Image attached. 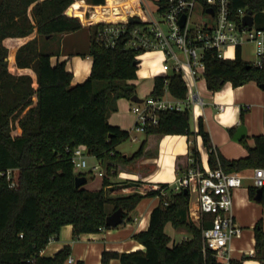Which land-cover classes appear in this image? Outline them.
<instances>
[{"label":"trees","instance_id":"obj_1","mask_svg":"<svg viewBox=\"0 0 264 264\" xmlns=\"http://www.w3.org/2000/svg\"><path fill=\"white\" fill-rule=\"evenodd\" d=\"M105 1L0 0V169L20 168L15 187L0 175V264H65L71 252L69 244L53 255L41 253L58 237L64 224H73L75 236L112 228L106 223L109 213L121 206L124 221L132 219L130 211L147 195H158L160 202L151 211L148 228L134 234L145 249H105L102 264H110L114 257L124 264H218L220 259L212 251L203 250L202 227L189 217L190 191H175L162 182L160 188L145 192L111 193V177L117 173L118 164L132 165L145 152L146 138L132 155L120 152L117 146L131 132L109 121L110 112L118 108L117 99H131L137 93V85L129 80L137 77V55L143 51L125 47L124 40L106 46L96 39L103 22L92 24L91 72L84 81L74 83L66 60L53 62L58 52L41 47L43 35L73 32L106 18L124 19V0ZM230 6L239 20V7L247 12L252 9L254 23L264 28V0H230ZM204 59V77L210 90H220L227 81L234 86L251 80L264 83V61L260 66L245 59L240 47L234 58L220 57L209 49ZM99 80L106 83L97 88ZM166 88L178 98H185L189 90L182 74L175 70L157 75L150 94L162 95ZM190 115L189 107L162 110L159 122L148 126L146 134L191 133ZM230 130L234 132L233 127ZM198 133L208 148L212 167L221 165L227 171L249 174L255 167L264 166V132L254 136V145L244 137L241 141L248 154L234 158L213 146L202 116ZM79 144H85L89 154L104 165L100 188L76 185L77 175L87 176L75 170L71 159L69 148ZM191 154L202 162L199 150L192 146L185 161L178 163L180 169L188 165ZM248 188L254 198L257 187ZM262 188L259 202L264 205ZM206 217L212 216L207 213ZM169 221L190 231L191 236L171 244L172 237L165 230ZM209 223L204 221V225ZM254 230L255 253L232 257L231 264H243L251 256L264 264L263 218L257 220ZM76 264L84 263L79 260Z\"/></svg>","mask_w":264,"mask_h":264},{"label":"crops","instance_id":"obj_2","mask_svg":"<svg viewBox=\"0 0 264 264\" xmlns=\"http://www.w3.org/2000/svg\"><path fill=\"white\" fill-rule=\"evenodd\" d=\"M126 1L124 0V10ZM130 1L133 6V0ZM82 29H90V25L84 24L77 31L60 33V50L58 54L52 57L53 62L66 60L68 69L74 74V83L82 82L89 76L93 63L92 56L89 58L80 56V53L85 50H81L80 37H78L77 32ZM90 42L89 34L88 46L86 44L84 46L88 50ZM246 42L249 43L250 41ZM246 42L239 46L242 56L249 61H254L257 57L256 54L251 59L245 52L244 44ZM152 54H155V56L153 57ZM139 57L137 77L130 79L129 82H134L136 85L140 84L141 94L148 96L154 87L155 77L165 73L161 64L163 53L159 50H148L142 52ZM144 58V67L140 69V64L143 63ZM192 91L195 92L196 98L192 96L193 98L187 99L191 111V133H152L147 135L144 132L143 139H147L144 154L135 160L132 165L119 163L117 173L113 175L115 178L111 177V180L123 181L121 182L123 185L121 188L111 189L113 195L135 190L145 192L162 182L174 183L181 172L178 163L185 161L192 146H196L199 150L203 165L211 166L208 148L204 144L202 135L198 133L200 116L204 118L213 146L229 158L248 154V148L243 144L242 139L235 140L233 138L234 132L241 124L247 126L245 137L250 145L255 144L254 136L256 134L264 132V87L257 81L251 80L238 86H234L232 82L227 81L220 90L213 91L208 88L206 78L203 76L198 78L192 86L189 85L188 94L190 95ZM167 97L173 100L183 99L175 97L171 92L167 94ZM133 102L125 96L119 97L117 99L118 108L110 112L109 121L130 130V132L134 130L136 115L131 108ZM220 104H224V108L221 109ZM231 127L234 128V132H231ZM120 146L121 143L117 146L120 152L129 156L133 154L123 150ZM98 164L100 165L101 162L99 161ZM102 168L104 169V167ZM103 175H100L102 176L100 180L93 183L92 186L90 185V188H100ZM88 184L85 183L87 186ZM255 201L257 200L250 196L247 185L243 184L235 189L233 212L237 222L244 227V230L240 236H236L231 241L232 257L240 258L243 254L255 253L254 225L258 219L263 218L264 220V205L261 203V208L254 203ZM159 202L160 197L158 195L144 196L137 206L130 211L132 219L127 218L126 221L112 228H103L96 232H83L79 236L74 235L72 223L64 224L58 237L51 239L41 253L53 255L66 244H69L71 247L70 255L75 258V263L71 264H76L79 260H82L84 264H102V253L105 249L119 251L145 249V245L137 240L134 234L148 228L151 211ZM167 233L172 237L171 233ZM190 236L191 234H188L187 237ZM173 241H176L174 236L170 243L172 244ZM65 264L70 263L65 261ZM110 264L124 263L119 258L114 257L111 259ZM243 264L263 263L251 256L245 258Z\"/></svg>","mask_w":264,"mask_h":264},{"label":"built area","instance_id":"obj_3","mask_svg":"<svg viewBox=\"0 0 264 264\" xmlns=\"http://www.w3.org/2000/svg\"><path fill=\"white\" fill-rule=\"evenodd\" d=\"M107 1V0H106ZM105 1V2H106ZM103 2V3H105ZM197 4H201L203 15L196 21L192 19ZM154 8L149 0H133V6L128 7L126 17L120 20L101 19L89 25L103 22L96 31V39L106 46H115L124 40L125 47L139 51L159 50L163 53L161 60L165 73L171 70L180 72L189 85L192 86L206 71L205 54L209 49L216 51L218 56L234 58L237 47L246 41L256 44L257 65L264 61V28L243 24L242 18L247 13L245 7H239L236 18L231 10L230 0H157ZM213 11H208V8ZM186 15L181 24L182 15ZM138 18L131 22L130 18ZM141 54H138L139 57ZM166 82L167 79H166ZM169 89L162 95L149 94L142 102H133L132 111L136 115L135 129L146 132L147 127L159 122L160 112L166 109H185L190 106L187 99L196 98L195 92L182 100L167 97ZM193 96V97H192ZM200 98V97H199ZM198 98V100H199ZM202 102V100H200ZM219 107L224 108V104ZM138 139V136H134ZM71 150V159L75 170L87 166L88 148L79 144ZM100 167L99 164L94 168ZM19 167L0 169L10 186L19 183ZM103 175V170H99ZM250 176L254 185L264 187V166H257L251 174L237 171H227L223 166L203 165L192 154L188 165L181 169L179 177L169 184L175 191L188 188L191 192L189 217L202 227L203 250L212 251L218 264H231V241L243 233L233 212L234 191L244 184V178ZM155 185L152 188H160ZM167 194V190L162 188ZM211 214L207 218L206 214ZM204 221H210L204 225ZM188 238L184 236L183 239ZM75 263L71 255L66 259Z\"/></svg>","mask_w":264,"mask_h":264},{"label":"rangeland","instance_id":"obj_4","mask_svg":"<svg viewBox=\"0 0 264 264\" xmlns=\"http://www.w3.org/2000/svg\"><path fill=\"white\" fill-rule=\"evenodd\" d=\"M149 1L151 2L152 6L154 8L157 7V5H156V1L157 0H149ZM128 7H132V4H131V1L130 0H127L126 1L125 11H127V8ZM203 13L204 12H203L202 5L201 4H197L196 5V8H195V10L193 12L192 19L194 21L198 20L203 15ZM73 15H75V14H73ZM254 24L257 27L256 22ZM91 33H92V30L91 29H84V30L82 29L79 32H77L78 37H80L79 38V43H80V46H81V50H85V51H83V53H80L81 54L80 56H84V57H87V58H89L91 56L89 54V50L86 49L87 47H84L86 45L88 46V43H89V34L91 36ZM60 35H61L60 33H55V34H53L50 37H47V35L41 36V47H42V49L43 50H54V51H57L58 52L60 50ZM246 44H244L245 52H246L247 56L252 59V58H254V56L256 54L255 53L256 44H255V42H252V41L249 42V43L246 42ZM152 55H153V57L155 56V54H152ZM138 58H140V57H138ZM144 63H145V58L143 60V63L140 64V66H141L140 69H142L144 67ZM105 83L106 82L104 80H99L96 83V87L98 88L100 86H103ZM137 94H139L141 97H144V98L147 97V96H144V95L141 94L140 84L137 85ZM191 121L193 122V119L192 118H191ZM131 132H132L131 133V136L128 139H126L125 141H123L121 143V146L120 147L123 150H126L127 152H129V153L132 154V153H134V151H136L139 148V146H140V144L142 142L143 136H144V132L137 131L136 129L132 130ZM135 135H138V139H134V136ZM87 162H88V164H87L86 167L81 168V169H78L77 171H83V172H86L87 173V177H88L87 183H89V184H88V186L87 185H85V186L90 188V185L92 186L93 183H95V182L97 183L100 180V178L102 177L99 174V170L100 169L104 170L102 168L104 165L101 163L100 164V167L94 168V165L98 164L99 161H98V159L94 155H91V154H88V156H87ZM246 173H249V170H247ZM249 174H251V173H249ZM112 177L115 178V176H112ZM121 182H123V181H116V180H113L112 179L111 180V184H110V186H111L110 188L111 189H113V188L114 189L121 188L123 186L121 184ZM244 185H247V186L254 185L253 178L250 177V176L245 177L244 178ZM115 193H121V192H115ZM192 196H194V195H192ZM254 203L256 205H258L259 207L262 208V205H261L260 202L255 201ZM245 210H247V209H245ZM243 229H244V227H243ZM166 231L169 232V233H171L172 234V238L174 236L176 238V241H180V240H182L184 238V236H188V234L189 235L191 234V232L188 231L185 228H177L176 229L174 227V225L172 224V222H170V221L166 225Z\"/></svg>","mask_w":264,"mask_h":264},{"label":"water","instance_id":"obj_5","mask_svg":"<svg viewBox=\"0 0 264 264\" xmlns=\"http://www.w3.org/2000/svg\"><path fill=\"white\" fill-rule=\"evenodd\" d=\"M208 11H213V8L209 7ZM67 13H69L68 9L66 11ZM71 14V13H69ZM186 19V15L183 14L182 18H181V24H184ZM131 22H138V18H130ZM242 22L245 25H248L249 27H252L254 24V14H253V10L249 9L248 12L243 16L242 18ZM140 60H138L139 62ZM261 86L264 87V83L261 84ZM132 101L135 102H142L144 100V97H141L139 94L135 93L132 97H131ZM247 134V126L245 124H241L237 130L234 132L233 138L235 140H241L243 139ZM76 185H82L85 184L87 182V176L86 175H77L76 179H75ZM185 192H188V188L184 189ZM262 193H263V188L262 187H258L256 190V195L254 196V199L257 201H260L262 198ZM126 216H125V210L123 207H118L115 210H113L111 213H109L106 217V223L109 226L115 227L121 223H123V221L125 220Z\"/></svg>","mask_w":264,"mask_h":264},{"label":"bare ground","instance_id":"obj_6","mask_svg":"<svg viewBox=\"0 0 264 264\" xmlns=\"http://www.w3.org/2000/svg\"><path fill=\"white\" fill-rule=\"evenodd\" d=\"M126 17V14H125V12H124V18Z\"/></svg>","mask_w":264,"mask_h":264}]
</instances>
